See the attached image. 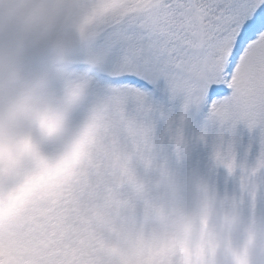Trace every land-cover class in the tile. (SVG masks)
Listing matches in <instances>:
<instances>
[{
    "label": "snow or ice",
    "instance_id": "obj_1",
    "mask_svg": "<svg viewBox=\"0 0 264 264\" xmlns=\"http://www.w3.org/2000/svg\"><path fill=\"white\" fill-rule=\"evenodd\" d=\"M0 264H264V0H0Z\"/></svg>",
    "mask_w": 264,
    "mask_h": 264
}]
</instances>
